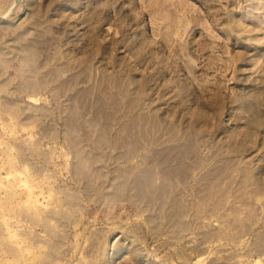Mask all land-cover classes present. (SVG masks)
I'll list each match as a JSON object with an SVG mask.
<instances>
[{
    "label": "rangeland",
    "instance_id": "1",
    "mask_svg": "<svg viewBox=\"0 0 264 264\" xmlns=\"http://www.w3.org/2000/svg\"><path fill=\"white\" fill-rule=\"evenodd\" d=\"M1 11L0 264H264V0Z\"/></svg>",
    "mask_w": 264,
    "mask_h": 264
},
{
    "label": "bare ground",
    "instance_id": "2",
    "mask_svg": "<svg viewBox=\"0 0 264 264\" xmlns=\"http://www.w3.org/2000/svg\"><path fill=\"white\" fill-rule=\"evenodd\" d=\"M8 8V7H7ZM9 9V8H8ZM2 10V9H1ZM4 10V9H3ZM7 12H9V10L7 11ZM8 14V13H7ZM7 15H6V11H1L0 12V20H2V19H4L5 17H6Z\"/></svg>",
    "mask_w": 264,
    "mask_h": 264
}]
</instances>
